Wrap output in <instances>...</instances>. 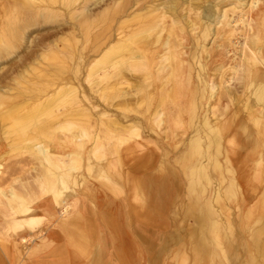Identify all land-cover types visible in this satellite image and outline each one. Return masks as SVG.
Instances as JSON below:
<instances>
[{"label":"bare ground","instance_id":"obj_1","mask_svg":"<svg viewBox=\"0 0 264 264\" xmlns=\"http://www.w3.org/2000/svg\"><path fill=\"white\" fill-rule=\"evenodd\" d=\"M199 1L203 5L198 6L196 18L190 22V26L195 30L200 20H204L199 25L201 28L203 26L201 37L207 39L212 35V30L228 26L231 32L237 29V25L245 32L244 43L238 52V64L230 68L226 81L216 83L206 76L207 57L204 55L193 54V61L190 62L185 57L181 48L182 37L177 42L174 39H177L179 30L185 33L184 24L180 17L167 15L176 9L174 0L166 1L170 5H146L143 0L10 1L7 10L9 22L0 30V63L12 60L13 54L19 52L16 49L29 40L30 37H27L33 32L34 26L56 23L60 16V25L68 24L70 27L69 20L75 19L79 21L81 30H90L92 24L97 30H109L101 34L102 38H99L100 31L92 35L97 40L88 49L94 52L93 55L83 52L85 46L78 48L79 61L73 67L74 75L69 77H63L70 65L64 58L62 42H68V57L74 56L77 49L75 44L80 41L75 31L77 26L72 24L74 30L70 28L65 37L53 38L51 46L38 54L40 68L34 70L38 78L45 82L38 93L21 95L0 81V128L7 138L18 136L22 139L19 141H27L25 145H16L38 161V167L34 168L37 173L32 178L35 177L33 185L40 188H37L40 194L30 202L26 194L23 195L22 190L19 192L13 185L8 190H2L0 211L5 218L12 216V220L8 219L10 223L5 221L10 227L16 231L26 229L34 233L46 217L36 214L32 203L48 194H54L56 203L65 206L64 197L69 191L75 193V185L80 184L78 179L80 175L83 176L85 139L92 140L85 166L90 173L94 169L91 153H110L114 164L119 161L124 150L129 154L141 146L138 140L147 130L157 132L165 125V134L161 137L168 141L177 135L173 128L184 126L190 127L192 132L177 161L181 162L187 178L186 189L191 200L187 212L190 213L188 234L193 264H236L242 259V244L236 245L237 240L242 238L238 235L237 224L232 217L231 204L234 203L238 209L240 199L247 195L244 196L238 176L240 172L235 167L233 154L236 153L238 134L231 127L234 123L235 127L239 125L252 139V169L254 179L258 181L254 186L264 185V0ZM205 3L207 8L213 5L220 8V14L205 13L202 9ZM228 5L232 9H223ZM93 7L99 10L95 12ZM228 10H238L237 17L231 22L227 20ZM165 30L169 33L162 42ZM160 44L166 49L163 53L156 50ZM203 51H207L205 45ZM85 65L86 79L91 82L90 89L97 87L94 91L99 92L109 107V111L105 108L99 111L95 122L92 120L95 111L92 106L84 104L83 98L87 96L83 95L81 99V85L76 81L78 79L81 84L77 75ZM195 65L199 68L198 72H193ZM31 71L25 69V75L21 71L19 74L22 78H28ZM12 80H17V77H12ZM232 80L237 81L236 86H232ZM158 81L161 82V88H157ZM238 85L243 88L242 91ZM240 91L243 98L239 95ZM18 97L19 102L16 101ZM212 98L216 100V107L204 106V100ZM241 110L246 111L247 118L239 124L236 116ZM87 120H92L90 124L94 125L84 127L83 123L89 125ZM250 127L258 128L257 136ZM66 132L71 133L70 141L76 144L78 140V145H65L62 136ZM55 133L62 134L56 138L57 141L50 142ZM150 136L153 137V134L150 133ZM102 139L111 141V150L105 147L107 144ZM178 145L174 148H178ZM26 185L29 187L30 184ZM141 187L140 182L134 186L136 190ZM239 216L240 228L248 233V250L242 264H264V194L260 211L249 207L247 211L241 210ZM139 224L142 223L134 222L137 230L142 229ZM85 229L79 232L80 239L76 240L77 248L82 252L88 242L92 244L94 236ZM73 232L76 234V230ZM23 240H26L25 237ZM46 241L47 238H43L34 252L43 251L47 246ZM57 253H60V249ZM93 258L97 262L98 253ZM120 264L127 262L121 259Z\"/></svg>","mask_w":264,"mask_h":264},{"label":"rangeland","instance_id":"obj_2","mask_svg":"<svg viewBox=\"0 0 264 264\" xmlns=\"http://www.w3.org/2000/svg\"><path fill=\"white\" fill-rule=\"evenodd\" d=\"M10 1L13 2V0H0V30H3L5 24L9 22L7 10L10 8ZM166 1L169 0H143L146 5L149 3L170 5ZM174 1H176V9L174 11L168 9V11H171L167 15L180 17V20L184 24L185 33L179 30L177 39H174L177 42L182 37L181 48L185 57L190 62L193 61L191 59L193 54L197 53L196 56L202 54L204 57H207L206 76L209 79H213L216 83H219L220 80L229 79L230 68L238 64V52H240V46L244 43L245 39V32L241 29V26H235L237 29L232 32L228 30L229 26L221 30L214 29L212 30V35L205 39L201 37L203 26L202 28L199 26L204 20H200V24L195 30H192L190 26V22L196 18L198 6L203 5L201 1ZM76 4H79V2ZM205 5L202 8L205 13L211 12L216 16L220 14V8H216L214 5L207 8V3ZM229 8L231 6L228 5L223 9ZM98 10L97 7H93V11L96 12ZM228 11L227 20L231 22L237 17L238 10ZM59 18L62 23V16ZM59 18L57 19L60 21ZM58 20L56 23H49V25L47 22L34 26L33 32L27 37V39L30 37L29 40L24 41L16 49L19 52L13 54L12 60L6 62L3 60V63H0V81H2V84L7 83L9 87L11 86L14 89V92L21 95L38 93V89L45 84L42 79L38 78L39 75H36L34 70L35 68H40L38 65V54L45 47L51 46L50 41L53 38L65 37L70 28L74 30L71 26L72 24L77 26L75 30L77 32L76 35L78 38L80 37V41L75 44L77 49L74 51V56L68 57L70 55L69 48L67 47L68 42L63 40L62 46L65 52L64 58L68 61V66L70 65V68L66 70L63 77L73 76V67L79 61L78 48L82 49L85 46L86 49L83 52L86 55H93L94 52L88 50L89 46L97 41L92 35L100 31L99 38H102V33L109 32V30H97L93 24L90 30H81L79 28V21L75 19L69 20V23H71L70 27L68 24L60 25ZM103 25H106V23ZM168 33L167 30L163 32L162 42L168 36ZM203 45L207 49L205 52L203 51ZM156 50L159 53L166 51L162 44L157 46ZM25 69H28L29 72L32 69L28 78H22L19 74L21 71L22 75H25L23 73ZM198 69V66L195 65L193 72H198ZM86 72L87 65L82 67L81 73L77 75L81 79V84L78 79L76 81L81 85V99L83 95L87 96V98H83L84 104L92 106L95 111V115H92V120L94 121V119L99 117L98 113L100 110L105 108L109 111V107L107 102L99 95V92L94 91L97 87L94 90L90 89L91 82L86 79ZM160 75H163V71L160 72ZM14 76L17 77L18 81L12 80ZM157 83L159 84L157 88H161V82L158 81ZM230 83L232 86H236L237 81L232 80ZM238 88L241 91L243 89L239 85ZM241 91L239 95H242ZM241 97L243 98L244 95ZM19 100L20 97L16 99L18 102ZM215 104L216 100L214 98L204 100V106L206 107L210 105L215 106ZM93 105L98 106L94 108ZM146 112L144 111V113ZM246 118V111L241 110L236 116V121L240 124ZM92 120H87L89 125L83 123L84 127H92L94 125L90 124ZM164 126L161 129H157V132L151 130L149 132L147 130V133L138 140L141 146L136 147L129 154H126L124 150V154L117 163L114 162L113 164L110 153L105 155H101L103 151L96 155L91 153L94 169L90 173H88L85 166L87 163L86 157H88L89 150L92 147V140L85 139L84 153H82L85 157L82 161V167L84 168H82V173L86 178L84 179L80 175L78 179V183L80 184L75 185V193H73L74 191H69L64 197L65 206H59L52 193L32 203L35 213L46 217L38 225L34 233L26 229L21 231L14 230V228L9 226L10 221L8 220H12V216H6V219L3 212L0 211V264H120L121 259L126 260L127 264H193L191 239H189L188 234L190 230L188 224L190 213L187 212V207L191 200L186 189L187 178L183 173L181 162L177 161L185 150V143L192 129L184 126L175 127L173 129L174 133L177 134L176 137L167 141L161 137V135L165 134L164 130L166 127L164 128ZM234 128L238 135L236 153L233 154V157L236 159L235 167L240 172L238 176L240 177V184L243 187L242 191L244 196L247 195L245 198L240 199L238 209L234 203L231 204L233 210L232 217L235 219V224H237L238 235L242 238L237 240L236 245L242 244L243 257L236 264H242L248 250V233H244L240 228L239 213L241 210L247 211L249 207H252L254 211L261 210L264 185L262 183L258 187L254 186V183L258 184V181L254 179L252 169V139L247 137V133L239 125L235 127L234 123L231 129ZM257 129V127H250V130L256 136ZM150 133L153 134V137L150 136ZM2 134L3 131L0 128V187H2L0 188V193L2 190H8L13 185L17 187L18 191L22 190V192H19L23 195L26 194L27 201L30 202L40 194V190H38L40 188L36 187L37 185H33L35 182L33 178L35 177L32 178L37 173L34 168L38 167V161L29 152H25V150L17 147V145H25L27 141H19L21 138H18V136H14L12 139L7 138V136L4 134L3 136ZM61 134L55 133L50 138V142L57 141L58 136ZM70 136L71 133L69 134V132L64 133L62 136L66 141L65 145L67 144L69 147L75 144L74 141H70ZM102 140L104 141H102L103 143L107 144L105 147L111 150V141H107L108 138L107 140L105 139L107 142L104 139ZM14 143L15 145H13ZM176 143L179 145L175 149ZM75 145H78V140ZM12 147L17 149L13 150ZM103 171L105 174H103ZM129 171L130 175H128ZM138 182L142 183V187L136 190L134 186ZM26 183L28 185L32 184V189H36H31V191L30 185L29 188ZM23 186L26 188L22 189ZM68 205H70L69 208ZM6 220L9 223L5 222ZM133 221L142 223L139 224L142 226V229L137 230L134 227ZM87 225H89V228ZM84 228L88 230V234L92 232V236L94 235L92 244L90 245V242H88L85 245V247L87 246L84 250L85 253L80 251L76 245V240L80 239L79 232L83 231ZM74 230H76V234L73 232ZM24 237L26 240H23ZM43 238H47L46 248L43 251L34 252L38 244L42 243ZM166 241H168L167 247ZM59 249L60 253H57ZM97 253L98 258L96 262L93 260V257Z\"/></svg>","mask_w":264,"mask_h":264},{"label":"crops","instance_id":"obj_3","mask_svg":"<svg viewBox=\"0 0 264 264\" xmlns=\"http://www.w3.org/2000/svg\"><path fill=\"white\" fill-rule=\"evenodd\" d=\"M39 203H42V202H39ZM44 216V215H43Z\"/></svg>","mask_w":264,"mask_h":264}]
</instances>
